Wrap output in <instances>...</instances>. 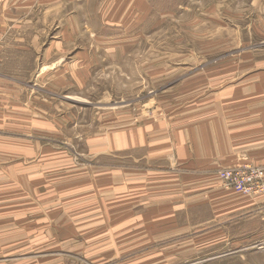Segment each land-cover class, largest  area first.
I'll return each instance as SVG.
<instances>
[{
  "label": "rangeland",
  "instance_id": "374dc122",
  "mask_svg": "<svg viewBox=\"0 0 264 264\" xmlns=\"http://www.w3.org/2000/svg\"><path fill=\"white\" fill-rule=\"evenodd\" d=\"M261 60L264 0H0V264H264L262 222L140 206L118 146Z\"/></svg>",
  "mask_w": 264,
  "mask_h": 264
},
{
  "label": "crops",
  "instance_id": "0c3cea01",
  "mask_svg": "<svg viewBox=\"0 0 264 264\" xmlns=\"http://www.w3.org/2000/svg\"><path fill=\"white\" fill-rule=\"evenodd\" d=\"M255 64L256 70L200 95L196 118L183 117L180 126L167 125L160 135L135 127L119 136L118 146L147 151L150 168L134 172L140 206L148 196L147 211L166 212L178 228L207 221H229L232 228L239 222L264 223V193L247 197L225 189L218 175L230 167L264 168V60Z\"/></svg>",
  "mask_w": 264,
  "mask_h": 264
},
{
  "label": "built area",
  "instance_id": "2783aa9c",
  "mask_svg": "<svg viewBox=\"0 0 264 264\" xmlns=\"http://www.w3.org/2000/svg\"><path fill=\"white\" fill-rule=\"evenodd\" d=\"M219 178L226 188L239 190L248 196H258L264 193V168L245 165L231 169H222Z\"/></svg>",
  "mask_w": 264,
  "mask_h": 264
}]
</instances>
